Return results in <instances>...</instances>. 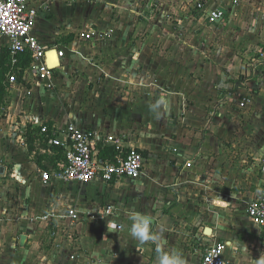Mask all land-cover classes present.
Masks as SVG:
<instances>
[{"label": "crops", "instance_id": "1", "mask_svg": "<svg viewBox=\"0 0 264 264\" xmlns=\"http://www.w3.org/2000/svg\"><path fill=\"white\" fill-rule=\"evenodd\" d=\"M56 1L32 0L52 41L37 25L34 35L50 52H65L64 71L41 83L27 69L15 85L34 82L47 90L54 85L60 99L72 96L78 103L87 101V106L75 104L73 110L59 107L57 115H48L43 124L60 129L74 124L102 139L122 137L126 147L139 149L146 159L138 180L70 185L80 193L70 191L76 196L71 195L67 208L55 210L65 214L75 206L81 214L77 234L69 237L70 242L76 238L78 246L74 264H161L164 257L176 264H200V246L221 242L228 252L226 264H257L264 258V229L245 210L262 180L255 172L253 154L244 164L236 155L239 145L231 117L224 116L225 103L214 110L210 107L226 100L225 69L206 44L197 43V38L221 30L228 20L247 17L249 13L243 12L254 8V3L197 0L203 9L187 3L170 18L171 0H64L83 11L82 18L64 24L52 19ZM217 9L224 18L213 24L209 13ZM82 25L97 28V35L80 39L78 32L89 31L79 29ZM74 72L77 76L72 78ZM9 85L12 89L14 84ZM223 89L218 98L209 95ZM48 94L42 96L46 108L51 100ZM38 121L31 117L17 128H39L43 124L37 126ZM27 152L33 160L29 148ZM58 186L69 185L45 188ZM111 207L112 212L105 214ZM22 226L28 236L21 252L31 259L29 264L39 259L58 264L42 253L41 228L34 223ZM139 226L151 239L137 234ZM206 229L212 230L210 236L205 235Z\"/></svg>", "mask_w": 264, "mask_h": 264}, {"label": "rangeland", "instance_id": "2", "mask_svg": "<svg viewBox=\"0 0 264 264\" xmlns=\"http://www.w3.org/2000/svg\"><path fill=\"white\" fill-rule=\"evenodd\" d=\"M171 1L174 4L170 9L172 14L168 15L170 18L176 13L178 6L181 9L187 3H190L192 7L202 8V6L199 8L201 3L196 2L197 0ZM246 2L255 5L254 8L251 7L250 11L243 12L246 13L245 15L249 13L247 17L240 20L237 16L232 21L228 20L221 30L217 29L207 33L201 37L203 40L197 38V43L206 44V49L209 48L211 51L208 52L212 56H217L220 59L221 67L225 69L228 85L224 88L226 100L213 104L214 106L210 105V107L214 110L220 108L221 103H225L224 106L227 108L223 110L224 116L231 117L235 127H233L235 130L232 131L234 138H237L236 143L239 145L236 155H240L244 164L249 163L248 160H252L250 156L253 154V158H256L252 161L255 164V172L259 173L262 180L261 169L264 167V0H246ZM52 7L53 20L68 24L82 18L83 11L80 9V5L69 7L64 0H58L53 2ZM189 7L191 8V6ZM36 25L40 27L46 25L42 15L36 20ZM79 29L82 31L85 29L95 30L96 35L98 32L97 28L88 25H82ZM196 29L200 30L201 28ZM43 30V34L48 36L51 42L50 30L47 31L44 27ZM78 35L81 39V32H78ZM206 56L207 54H204L205 58ZM81 59L87 60L88 58L81 56ZM75 76H77L76 72L72 74V78ZM37 81L43 83L40 77ZM32 84L33 87H36L35 90H32ZM236 84L240 88L239 90L237 87L234 88ZM45 87V85L39 87L34 82H31L29 86L14 84L5 99V114L0 117V168L4 169V173L0 174V264L31 263V259L21 252L24 240L28 236V232L22 226L25 223H34L38 229L41 228L43 231L40 241L42 253L45 252L53 262L58 264H69L73 260H75L73 264L76 262L74 257L78 247L74 241L76 238L73 237V242H70L69 237L77 234L75 231L77 223L72 224L65 219L61 222L60 229H57L55 235H52L44 229L46 224L41 220V217L52 209L57 211L66 209L70 204L71 195L76 196L70 191H74L77 195L80 193L81 189H74L79 184L71 183L72 185L69 184L67 187L58 186L49 189L40 185V167L29 158L27 148L22 141L19 142L14 129L21 126L22 120L27 119L29 122L31 117L39 120L37 122V126H39L45 123L48 115L56 116L59 107L66 106L73 110L75 104H82L84 107L89 103L87 101L78 103L72 96L68 100L63 98L62 100L58 88H54L56 86L52 85L51 91ZM224 89L219 90L217 94L213 92L209 95L214 99L218 98ZM48 92H51L48 94L51 100L49 108L48 106L46 108L42 96ZM96 104L98 103L95 102ZM234 138H231V141ZM246 145H249L247 151ZM250 145L259 147L254 150V147L251 149ZM70 185L74 188H71ZM64 236L69 242L65 241ZM199 250L203 253L205 246H200ZM227 253L224 250L223 256L225 257ZM198 255L200 254L198 253ZM100 263L99 261L98 264ZM35 264H48V262L39 259Z\"/></svg>", "mask_w": 264, "mask_h": 264}, {"label": "built area", "instance_id": "3", "mask_svg": "<svg viewBox=\"0 0 264 264\" xmlns=\"http://www.w3.org/2000/svg\"><path fill=\"white\" fill-rule=\"evenodd\" d=\"M39 16L40 9L32 5V0H0V41L1 45L7 48L13 66L18 63L21 56L27 54L31 58L28 71L38 75L44 82H51L56 71L63 69L66 55L63 50H57L60 65L50 67V51L34 35L35 22ZM208 18L214 24L224 18V13L217 9L211 11ZM95 35V30H89L83 33L81 38L88 41ZM9 82L18 83L14 74L9 77ZM4 114L2 107L0 117ZM27 130L17 127L14 129L19 142L22 141L26 148L29 147ZM33 146L30 156L34 161L41 156L54 159L61 157L49 167L46 160H42L39 165L40 181L44 187L56 184L66 186L71 183L86 185L94 181L112 185L123 179L135 181L140 178L146 161L139 149L126 147L122 137L108 135L102 139L96 133L83 130L74 124L61 129L47 124L41 125ZM106 147H113L115 153L101 160L99 148ZM261 170L262 185L256 197L247 206L246 215L257 227L264 229V167ZM111 210L112 207L107 209L105 214H110ZM80 217L77 208L72 206L65 214H59L52 209L42 216L41 220L46 223L49 234L55 235L63 220L67 219L75 224ZM225 247L224 242L206 244L200 264H226L223 256Z\"/></svg>", "mask_w": 264, "mask_h": 264}, {"label": "trees", "instance_id": "4", "mask_svg": "<svg viewBox=\"0 0 264 264\" xmlns=\"http://www.w3.org/2000/svg\"><path fill=\"white\" fill-rule=\"evenodd\" d=\"M30 64H31V58L26 54L21 56L19 58L18 63L13 66L11 64L10 56L7 48L3 47L0 49V110L5 105L6 102L5 99L9 95L11 90V87L9 85V77L14 74L18 80L22 81L23 75L25 71L30 67ZM27 131L29 132L27 138L28 140L27 142L29 146L28 148L29 151L31 152L34 149L33 141L35 139L37 132L39 131V128L28 127ZM114 153L115 150L113 147L99 148V156L101 160L111 157L112 155H114ZM58 158L61 157H57L56 159H54L49 156L48 157L41 156L37 159L36 162L38 164H41L42 160H48L47 164L49 167Z\"/></svg>", "mask_w": 264, "mask_h": 264}, {"label": "clouds", "instance_id": "5", "mask_svg": "<svg viewBox=\"0 0 264 264\" xmlns=\"http://www.w3.org/2000/svg\"><path fill=\"white\" fill-rule=\"evenodd\" d=\"M137 234H141L143 239H151V237H149L146 229L144 228V226H139L136 229ZM161 264H176L175 261H171L169 260L167 257H164L161 261ZM257 264H264V258L260 259Z\"/></svg>", "mask_w": 264, "mask_h": 264}, {"label": "water", "instance_id": "6", "mask_svg": "<svg viewBox=\"0 0 264 264\" xmlns=\"http://www.w3.org/2000/svg\"><path fill=\"white\" fill-rule=\"evenodd\" d=\"M52 53L56 54V56H57V60H58V66H59V65H60V61H59V59H58L57 51H56V50H52V51L50 52V54H52ZM50 67H51V66H50ZM3 173H4V169H3V168H0V174H3ZM211 233H212V230H211V229H206V230H205V235H206V236H210Z\"/></svg>", "mask_w": 264, "mask_h": 264}, {"label": "bare ground", "instance_id": "7", "mask_svg": "<svg viewBox=\"0 0 264 264\" xmlns=\"http://www.w3.org/2000/svg\"><path fill=\"white\" fill-rule=\"evenodd\" d=\"M50 58V66L51 67H57L58 66V60L56 54L52 53L49 55Z\"/></svg>", "mask_w": 264, "mask_h": 264}]
</instances>
